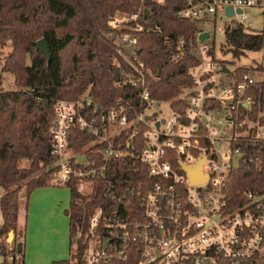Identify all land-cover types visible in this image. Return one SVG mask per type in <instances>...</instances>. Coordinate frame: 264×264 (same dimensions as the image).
<instances>
[{
	"label": "built area",
	"instance_id": "1",
	"mask_svg": "<svg viewBox=\"0 0 264 264\" xmlns=\"http://www.w3.org/2000/svg\"><path fill=\"white\" fill-rule=\"evenodd\" d=\"M250 8L264 9V0H184L180 15L215 25L224 17H243ZM130 17L135 23L132 30L144 29L141 11ZM227 25L228 21L223 33ZM120 38L122 49L130 46L135 55L136 35L126 31ZM208 49L201 47L202 61L190 67L194 85L182 95L188 102L184 111L170 101L151 98L144 64L133 60H129L133 70L120 78L123 84L144 87L140 111L122 101L100 105L89 90L76 99L55 102L50 127V149L56 158L54 186L75 185L87 191L106 177L111 165L136 158L147 172L122 191L114 180L108 182L109 201L90 218V240L83 257L87 264L127 258L132 251L140 264H264V192L246 190L236 205L228 198L229 177L237 169L234 162L239 158L241 166L245 158L243 143L264 139V124L250 117L252 101L245 97L247 87L257 79L245 74L240 82L228 78L218 83L215 70L222 72L223 66L207 54ZM167 111L170 116L164 117ZM219 113L225 122L218 119ZM74 127L93 137L88 155L71 146ZM138 136L142 137L139 152ZM202 159V172L208 178L192 184L182 165L193 167Z\"/></svg>",
	"mask_w": 264,
	"mask_h": 264
},
{
	"label": "trees",
	"instance_id": "2",
	"mask_svg": "<svg viewBox=\"0 0 264 264\" xmlns=\"http://www.w3.org/2000/svg\"><path fill=\"white\" fill-rule=\"evenodd\" d=\"M183 8L184 0H0V53L10 47L0 69V83L7 72L13 75L16 86L12 90L0 86V187L5 189L0 199V254L4 257L0 264H24L26 234L18 227L21 190L25 187L28 207L35 189L53 186L56 158L50 149V127L58 99H76L89 90L100 105L122 101L140 111L144 87L123 84L117 74L118 70L120 77L124 71L131 72L129 60H133L144 64L151 98L170 101L181 111L188 107L182 95L194 85L190 67L202 61L199 35L203 30L195 20L180 15ZM118 11L130 15L141 11L144 29L132 30L134 22L127 28L113 27L111 21ZM126 31L138 38L135 55L117 42ZM224 34L222 53L231 54L233 60L218 59L215 42L207 51L221 66L236 64L248 52L264 47V30L251 31L232 22ZM41 38L50 45V60L36 47ZM253 71L264 72V65H238L226 75L240 82ZM245 97L252 101L250 117L264 124V79L249 85ZM69 140L80 152L89 154L93 149V137L79 127L72 129ZM141 148L142 137L138 136L137 151ZM243 148L245 158L229 177L232 205L242 201L246 190L264 192V139H249ZM146 173L136 158L111 165L106 177L96 180L87 191L73 185L66 211L70 217V257L52 264H87L83 257L90 240V218L97 207L109 201L105 191L108 182L114 180L116 189L122 191ZM11 231L20 235L7 247ZM104 264H140V259L132 251L127 258L116 257Z\"/></svg>",
	"mask_w": 264,
	"mask_h": 264
},
{
	"label": "crops",
	"instance_id": "3",
	"mask_svg": "<svg viewBox=\"0 0 264 264\" xmlns=\"http://www.w3.org/2000/svg\"><path fill=\"white\" fill-rule=\"evenodd\" d=\"M4 193L5 189L0 187V199ZM70 203L65 187H41L30 194L28 217L24 219L28 229L24 264H52L70 257V217L66 213ZM20 215L21 207L18 227L22 230L24 225L19 222ZM2 222L0 208V226Z\"/></svg>",
	"mask_w": 264,
	"mask_h": 264
},
{
	"label": "rangeland",
	"instance_id": "4",
	"mask_svg": "<svg viewBox=\"0 0 264 264\" xmlns=\"http://www.w3.org/2000/svg\"><path fill=\"white\" fill-rule=\"evenodd\" d=\"M247 14L244 15L243 17L240 16H235L232 17L228 20V17H224L222 19H218V21L215 23L211 20H204V19H197L196 24L198 27L203 30L207 31L210 33V37L207 38L205 41H200V46L202 47H210L213 42H215L216 46V56L219 59L225 58L227 60H233V57L231 54L224 55L222 53L221 47L222 44L225 42V34L221 31V28L225 26L226 22L228 21V24L230 23L231 19H235V22H239L243 24L245 27L250 29L251 31L255 30H264V9L263 8H250L246 9ZM132 17H130V14L118 11L115 14L114 19L111 21L113 27L115 28H120L124 27L127 25L129 22H131ZM117 42L122 45L123 40L118 36L117 37ZM124 44V43H123ZM130 53H134L133 48L130 46H126V48ZM10 51V47L3 48L1 49L0 53V69L2 68V65L4 63L5 57L8 55ZM200 53V52H199ZM200 56L203 58V54L200 53ZM2 60V62H1ZM263 63L264 64V47L260 51H255V52H248L246 56H243L240 60H237L236 64H230L229 68L231 70H234L236 66L241 65V66H257L258 64ZM219 65V63H218ZM1 74V72H0ZM215 75L217 77V82L218 83H226L228 80V76L226 73H222L219 68L215 70ZM251 76H253L257 80H262L264 79V72L262 71H253L250 73ZM2 82L0 83L1 87L4 88L5 90H12L16 89V86L14 84V77L10 73L4 72L2 74ZM188 92V89H185L183 92V95H186ZM165 105L162 106V109H164ZM159 109V107H157ZM169 111L164 113V117H169ZM218 119L221 121L225 122L224 117L222 114H218ZM68 189V193L70 195L71 199V190L68 187H65ZM4 189V188H3ZM25 187L21 190V215L19 218V222L21 225H24L25 229V234L27 235V225L24 223V219L28 217V207H26V201H25ZM20 233L17 232L15 233L14 231H11L7 237V242L6 245L7 247L13 246V242L15 240V237L19 236ZM22 239V236H21ZM2 241L4 238L2 237ZM4 257L0 254V261H3ZM11 260V259H10Z\"/></svg>",
	"mask_w": 264,
	"mask_h": 264
},
{
	"label": "water",
	"instance_id": "5",
	"mask_svg": "<svg viewBox=\"0 0 264 264\" xmlns=\"http://www.w3.org/2000/svg\"><path fill=\"white\" fill-rule=\"evenodd\" d=\"M239 12H241V10H239ZM228 13L231 15L233 14V10L231 8L228 9ZM149 14V10L145 9V16H148ZM210 37V33L207 31H203L200 33L199 35V39L201 41H205L207 38ZM36 47L38 50H41L46 57L48 58V60H50V45L48 43V41L46 40V38H41L36 42ZM231 69L229 67H227L226 65H224L222 67V72L223 73H230ZM118 74V79H120V71H117ZM147 119H150L149 116H147ZM157 125H159V123H157ZM82 159H84L85 157H81ZM203 161L204 159H202L201 161H199L195 166L190 167L187 165H182L184 170L187 171V173L189 174L190 180L192 184H197L200 182H203L205 180H207V175H205L202 172V165H203ZM234 165L236 168L240 167V162H239V158H237L234 162ZM109 241L105 243V247H107ZM21 250V245H19V251Z\"/></svg>",
	"mask_w": 264,
	"mask_h": 264
}]
</instances>
